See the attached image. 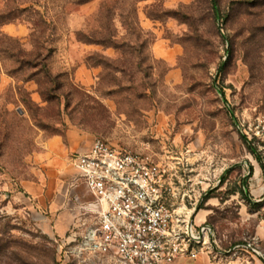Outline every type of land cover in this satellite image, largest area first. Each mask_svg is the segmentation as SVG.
<instances>
[{
    "label": "rangeland",
    "instance_id": "374dc122",
    "mask_svg": "<svg viewBox=\"0 0 264 264\" xmlns=\"http://www.w3.org/2000/svg\"><path fill=\"white\" fill-rule=\"evenodd\" d=\"M80 1L0 0V12L15 15L0 17V264H101L70 236L73 193L88 198L73 151L61 168L60 207L41 209L23 186L41 175L44 140L59 135L67 144L68 132L81 144L98 137L155 158L188 150L194 174L210 179L190 188L194 225H212L229 259L264 261V231L256 233L264 226V196H256L264 136L252 133L264 119V42L257 51L242 44V16L225 22L230 0ZM99 31L120 47L77 36ZM34 49L47 55L49 76L40 65L19 68ZM93 51L115 68L87 65ZM51 83L59 102L42 98Z\"/></svg>",
    "mask_w": 264,
    "mask_h": 264
},
{
    "label": "built area",
    "instance_id": "2783aa9c",
    "mask_svg": "<svg viewBox=\"0 0 264 264\" xmlns=\"http://www.w3.org/2000/svg\"><path fill=\"white\" fill-rule=\"evenodd\" d=\"M252 133L264 136V119L256 118ZM71 159L88 195L72 196L77 212L70 236L79 252L101 264H170L199 253L217 255L213 226L193 222L190 188L210 179L194 174L188 150L155 158L97 137Z\"/></svg>",
    "mask_w": 264,
    "mask_h": 264
},
{
    "label": "crops",
    "instance_id": "0c3cea01",
    "mask_svg": "<svg viewBox=\"0 0 264 264\" xmlns=\"http://www.w3.org/2000/svg\"><path fill=\"white\" fill-rule=\"evenodd\" d=\"M67 140L68 143L65 144L62 136L52 135L47 137L43 142V151L39 155L41 175L37 181H26L23 183L25 190L31 194V199L34 200L35 205L41 209L48 208L50 211H53L64 203V190L58 187L59 181H61L60 174L63 172L61 169L64 164L63 162L67 160L69 152L73 151L74 155V153L89 147L92 142V140H88L81 144V142L76 139V135L72 132L67 133ZM257 186V190L259 191L256 193V196H264V183L260 184L258 182ZM255 200L257 201V199ZM243 208H246V206L244 205L241 207V210ZM261 231H264V226L259 224L256 233L259 235ZM237 247L238 246H234V248ZM236 251L237 250H235V252ZM217 252V255L214 257L199 253L195 258L177 259L170 264H264L263 259L251 253V255L244 254V256H238L237 259H229L228 257H231V255L227 256L223 254L220 249Z\"/></svg>",
    "mask_w": 264,
    "mask_h": 264
},
{
    "label": "trees",
    "instance_id": "16d2710c",
    "mask_svg": "<svg viewBox=\"0 0 264 264\" xmlns=\"http://www.w3.org/2000/svg\"><path fill=\"white\" fill-rule=\"evenodd\" d=\"M83 1L85 0H81L80 2ZM218 1L219 0H215L216 4H218ZM230 2V6L228 8V11L226 12L225 22H227L236 12L239 16H242L243 19L240 23V26L242 27L240 33H243L241 34L243 38L242 44L255 47L254 50L257 51V47H259L264 42V0H230ZM0 17H6L5 19L14 18V11L6 10L4 12H0ZM77 36H79L78 39L82 42L95 43L104 47H120V43L116 40L114 34L109 31H99L96 35L94 33H79ZM234 39V35H231V37H229L231 50L234 46V43L236 44ZM231 50L230 53L232 54ZM46 56L47 55H44L38 49L28 51L27 53L24 52L22 53V56L18 58L19 68L36 67L40 65L43 68V72L45 73V75L49 76V71L46 68L45 64ZM112 61L113 60L111 58L97 51H93L85 57V63L87 65H100L104 69L111 66L115 68L113 65L114 62ZM114 61L116 62L117 60ZM31 76L28 78H32ZM40 93L42 95L43 100L47 102L50 99H58L59 102V97L60 95H62L60 92H58L57 87L52 86V83L44 87V89H42ZM42 128L45 130L46 126H42ZM249 150L252 153H255V150L253 148L249 147ZM243 197L246 198L245 195H243ZM259 204L260 203H255L254 206L258 207Z\"/></svg>",
    "mask_w": 264,
    "mask_h": 264
},
{
    "label": "water",
    "instance_id": "95a60500",
    "mask_svg": "<svg viewBox=\"0 0 264 264\" xmlns=\"http://www.w3.org/2000/svg\"><path fill=\"white\" fill-rule=\"evenodd\" d=\"M217 14V17H218V13H216ZM197 208H195V210H196Z\"/></svg>",
    "mask_w": 264,
    "mask_h": 264
}]
</instances>
